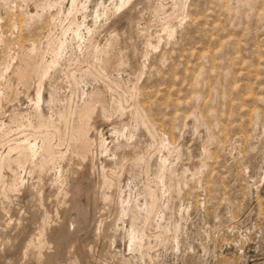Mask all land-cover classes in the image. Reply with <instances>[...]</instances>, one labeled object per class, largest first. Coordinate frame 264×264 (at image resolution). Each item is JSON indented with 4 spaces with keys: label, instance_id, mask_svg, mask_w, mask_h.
I'll use <instances>...</instances> for the list:
<instances>
[{
    "label": "rangeland",
    "instance_id": "obj_1",
    "mask_svg": "<svg viewBox=\"0 0 264 264\" xmlns=\"http://www.w3.org/2000/svg\"><path fill=\"white\" fill-rule=\"evenodd\" d=\"M138 2L116 12L115 0H78L76 9L0 0V160L26 140L35 159L48 146L51 167L42 205L14 193L5 230L10 242L21 238L0 264H264V0ZM40 79L44 120L34 106ZM98 107L95 171L89 183L70 179L62 202L52 177L64 153L87 155V114ZM126 139L141 142L134 166L117 186L107 181L116 200L94 201L112 144ZM32 168L20 175L36 190ZM118 206L127 214L119 220ZM45 211L41 253L22 234L36 237ZM135 228L141 250L130 247ZM72 245L76 260L66 259Z\"/></svg>",
    "mask_w": 264,
    "mask_h": 264
},
{
    "label": "bare ground",
    "instance_id": "obj_2",
    "mask_svg": "<svg viewBox=\"0 0 264 264\" xmlns=\"http://www.w3.org/2000/svg\"><path fill=\"white\" fill-rule=\"evenodd\" d=\"M36 2H38V4H37L38 6L40 5L42 8H45V7H53V6H57V5L61 6L63 4L64 0H36ZM70 2H71V8L72 9H76L78 0H70ZM137 2H138V0H115L116 12L120 11L121 9L122 10L127 9L125 7H128V9H129V7L132 8V9H133V7L136 8L135 6H136ZM123 13L120 16L121 19L126 18L127 14L126 13L123 14ZM127 18L129 20V22H131L133 24L134 17L133 16H128ZM172 34H173V32L170 35H172ZM136 48H138V47H136V46L134 47V50H133L134 53L137 50ZM139 68H141V67H139ZM42 84L43 83H42L41 79L37 80V89H36L37 92H36V97H35L36 99H35V102H34V106L36 108L35 112L37 113V116L41 120H44V119H46L48 117V115L44 114L43 111L40 110V101L42 100L41 99L42 98V93H41ZM13 89L10 90V92H12V93L14 92L13 94L16 95L17 93ZM194 119H195V120H193L194 127L197 128L198 127V125H197L198 118L195 117ZM104 121H105V111H104L103 108L98 107V108H95V110L93 112L88 113L87 114V122H86L87 123L86 124V132H87V136H89V140H88V142H87V144L85 146V151H86L87 155H85L84 157L83 156L75 157V156H73L70 153H64L63 154L62 161L63 160L66 161V163H65L66 166H61L59 171H58V174H55L54 178L52 177V180L54 181V183L58 185V187H57L58 191L57 190L56 191L58 192L59 195L62 196V198H61L62 202L66 199L67 195L70 192V188L72 187L70 185L71 183L69 184L71 186L70 188H69V185H68V182L70 181V179L74 180V182H75L74 184H76V185H78L79 182L81 183L83 181L86 182V183H89V179H91V176L93 175V173L95 171V163H94V156L92 154V149L95 146H98L100 144L99 140L101 139V133L98 131V126L100 124H102ZM199 122H198V124H199ZM62 131L60 130L61 136L63 135ZM84 133L85 132H82V133L78 132V134L76 135V138L81 137ZM25 141H24L25 144H22L21 142H19L21 144H19V143L16 144V145L11 144L13 146L9 147L7 153L5 155L1 156V160H0V195H1V197H3L2 199H4V201L2 203L0 202L1 203L0 204V234L1 235H6V239H7V241L5 240L6 242L3 243V246H2V243H1V247H0V261L4 260L6 258V254L10 253L9 251H11L13 249V247H14L15 243L17 242V240L21 238V236H20L21 233L20 234H18V233L14 234L13 236L11 234V236L13 237V243H12V242H10V240H11V237L9 236L10 233H9V235H8V233L6 234V230H5V228L7 226L6 225L7 221L5 222L6 219L4 218V216L7 215L6 212H8L9 209L11 208V202L14 199L13 195H15L14 193H17L16 195L23 194L22 196H24V195L27 196V197L29 196V197L33 198L35 201H37L38 204L42 205V203H43V191H44L43 190L42 180L44 179L45 175L46 174L48 175V173L51 171V167H49L50 166V162H49V158L48 157H49L50 153H49L48 146H46L44 144L45 145L44 153L43 154L41 153L42 155L38 159H35L36 155H37L36 154V149H37L36 143H32L30 141H28L26 143ZM140 144H141V142H138L136 140L133 141L132 143H130L127 139L124 140V141H121L119 143L112 144L113 146H112L111 150H112V156L113 157L110 160L111 161V165H110V168H108V170H106L105 173L102 172L103 176H102L101 180L94 187V191L92 192L94 201L100 200L103 203H108V202H111L113 200H116L117 194L115 195L114 193L108 192V190L106 188L107 181L110 179L111 182H112V185L117 186V182H118V179H119L121 173L124 170L131 169L134 166L135 159H136L137 155L140 153V149H139ZM202 148H203V146H202ZM37 152H39V151H37ZM67 152H68V150H67ZM72 162H73V164H77V166H74L72 164ZM26 165H32V167H33L32 170H31V173L33 175H35V177L37 178V182L36 183L34 182L36 184V187H37L36 190H34L32 188V185H31V187L29 186V184L27 186L28 182L26 183V181H24V179L21 177L22 175H20V170L23 169ZM106 165L107 164L104 165V168H106ZM64 167H67V168L64 169ZM6 172L8 173V175L6 174ZM50 176H53V175H50ZM47 180H48V176H47ZM178 182H182V178H178ZM74 184L72 183V185H74ZM149 189H146L145 191L147 192L148 196L152 197L153 196V191L149 190ZM74 190L76 191V193H79L78 192L79 186L75 187ZM76 193H74V194H76ZM76 195L78 196L79 194H76ZM15 198H16V196H15ZM16 200H17V198H16ZM147 208H149L148 205H147ZM116 213H117V219L118 220L121 219L126 214L123 211V209H121L119 206L116 209ZM42 215H43V216H41L42 217V222H41V225L38 226L39 228H38V232L36 233V237L34 235V236L30 237V238H27L29 230H27V227L25 226L26 229H25V232H23L24 229L22 228V232H23L22 235L26 239V243H25L26 245H24V247L28 248V247H31V246H37V247H39L41 249L40 250L41 253L43 251V248H45L46 245H48V242L50 241V240L48 241V239H47L48 233L46 232V230L48 229L47 227L49 226V217L47 216L46 211ZM135 219H136V217H135ZM137 222H139V221H137ZM133 224H135V223H133ZM17 226H19V224L16 225V228H17ZM58 228H59V226H58ZM60 228H61V225H60ZM110 228H112V227H110ZM116 229H117V227H116ZM135 229H136V232L134 231L135 233L131 234L132 236H131V238H129L130 239V247H131L132 250H141L142 248L146 247L145 246L146 242L144 241V238L142 237L143 231L141 230V228L140 229L139 228L138 229L135 228ZM98 230L100 231V226L98 227ZM13 232H14V230H13ZM50 232L51 231H49V233ZM64 232H66V231H64ZM46 233H47V235H46ZM51 233H53V232H51ZM55 234H56V232H55ZM1 235H0V237H1ZM7 235H8V238H7ZM51 235H53V234H51ZM70 235H72V234H70ZM128 236H130V235H128ZM54 238H57V237H54ZM113 238H116V237L113 236ZM50 239H53V238H50ZM110 240H112V238H110ZM113 244H114L113 241L111 243H109V249L111 248V246H113ZM11 246H13V247H11ZM73 246L74 245H72L70 247V249H68V248L66 249V257H67L66 259H70V258L73 257L74 260H76L75 256H72V252H71V248ZM72 251H73V249H72ZM77 252H78V250H77ZM77 254H79V252ZM48 255H50V253ZM64 255H65V253H64ZM92 255H91V249H86V250L84 249L83 250L82 257L88 258V257H92ZM79 256H80V254H79ZM57 257H58V255H57ZM76 257H78V256H76ZM53 259H55V258H53ZM57 259H59V257ZM91 260H92V258H91ZM55 261H56V259H55ZM72 261H73V259H72ZM60 262L58 261V264ZM69 262H70V260H69ZM75 262L76 261H74V263Z\"/></svg>",
    "mask_w": 264,
    "mask_h": 264
}]
</instances>
